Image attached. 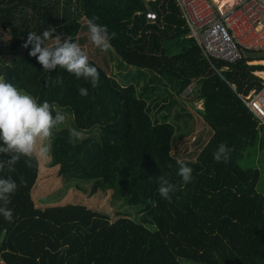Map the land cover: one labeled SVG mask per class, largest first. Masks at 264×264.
<instances>
[{
  "label": "trees",
  "instance_id": "1",
  "mask_svg": "<svg viewBox=\"0 0 264 264\" xmlns=\"http://www.w3.org/2000/svg\"><path fill=\"white\" fill-rule=\"evenodd\" d=\"M149 9L153 20L146 18ZM94 17L116 33L107 51L90 39L87 22ZM75 21L81 24L74 42L109 69V83L122 102L112 120L88 129L76 127L66 107L49 103L53 117H66L52 130L49 154V166L60 165L66 188L87 197L111 189V207L162 234L163 243L142 248L139 264H264V173L253 160L264 149L263 126L238 95L262 85L254 71H264V64L249 60L264 59V49L245 48L235 61L205 57L175 0H0V35L13 51L8 61L0 55V79L37 98L45 70L29 55L32 45L23 46L28 33L52 30L48 45L60 35L64 40L65 28ZM109 57L124 69L137 68L114 70ZM139 67L152 70L150 77ZM156 81L168 91L162 100ZM191 82L202 106L196 112L210 135L205 142L196 136V149L178 157L174 144L194 130L195 119L178 97ZM70 130L84 139H71ZM220 143L232 149L227 163L213 158ZM6 159L0 154V161ZM26 159L14 171L0 172L18 185L8 205L12 221L0 215L5 264H106L109 216L82 204L37 205L32 188L38 175L36 186L47 187H41L45 169L38 174V158L30 167ZM177 160L192 168L190 183L177 174ZM160 176L175 185L170 199L157 191Z\"/></svg>",
  "mask_w": 264,
  "mask_h": 264
},
{
  "label": "rangeland",
  "instance_id": "2",
  "mask_svg": "<svg viewBox=\"0 0 264 264\" xmlns=\"http://www.w3.org/2000/svg\"><path fill=\"white\" fill-rule=\"evenodd\" d=\"M80 24V21H75L69 24L65 28L67 37L60 42H64L67 39L74 42ZM59 38L61 39L62 35H60ZM50 42L51 43L47 45L49 47L57 43V38ZM6 45V38L0 35V55L4 60L8 61L13 54V51H8ZM19 49H17L18 52ZM254 60H257L252 61L254 63H264V61H260L264 59ZM88 61L92 66L96 67L99 72V84L97 87L93 88L89 81L83 78L77 79L73 74L68 73L66 70L57 68L50 73L45 71L44 75L41 77L42 85L36 98L38 103L47 101L48 103H52L57 109H59L58 107H66L68 109V112H66L68 118L73 120L76 127L81 129H88L93 124L99 123L100 121L112 120L110 117H115L117 115L120 102H122V97H120L119 92L109 83V69L102 67L92 58H88ZM109 66L117 71L120 69L128 71L130 68H137L131 66L124 69L117 64L116 58L111 57H109ZM140 69L148 72L149 76L146 78H149L152 74V70L150 69ZM57 76L62 77V83L53 86L51 81L55 80ZM259 76L264 81V78L261 75ZM140 80L141 77L136 80L137 86ZM158 84L160 85L158 89V93L160 94H158L157 97L162 100V96L166 95L168 91H163L164 84L162 81L158 82ZM80 87H85L89 90L88 97H82L79 95L78 89ZM165 87L168 90V86L166 85ZM185 89L186 90L181 92L178 97L180 98L182 105L192 113L195 123L191 135L181 141H176L174 144L173 152H176L178 157H185L189 152L196 149L197 146L194 143L196 136L199 137L202 142H205L210 135L208 125L202 121L201 117L196 112V109H201L202 106L201 101L196 97L195 92L192 90L194 89V82H191ZM156 93H154V95H156ZM37 158L38 174L41 167L45 169L41 187L47 184V187L42 189H40L39 185L36 186L40 179L39 175L37 176L38 180L36 179L32 188V197L37 205H63L68 203L82 204L87 208H91L109 216L113 229L111 246L105 261L106 264H139L141 250L145 245L161 244L164 242L162 234L157 229L152 230L146 225L136 223L129 214L118 212L111 207L109 204L111 189H108L106 193L99 189L95 194L87 197L80 189H77L74 186L66 188L59 172L60 165L56 164L54 166H49L51 160L49 154L46 157ZM43 158L45 159V163H43ZM255 159L256 162H259L258 164H260L262 168L261 171L264 173V149L261 153L259 152L257 154L256 158H253V160ZM49 168L54 170L53 174H51L50 171H47ZM34 189H36V195H34ZM59 191H61V194ZM132 224L136 225V227H133ZM187 261H189V264H202L192 260Z\"/></svg>",
  "mask_w": 264,
  "mask_h": 264
},
{
  "label": "clouds",
  "instance_id": "3",
  "mask_svg": "<svg viewBox=\"0 0 264 264\" xmlns=\"http://www.w3.org/2000/svg\"><path fill=\"white\" fill-rule=\"evenodd\" d=\"M97 20L98 17H94L87 22L90 39L97 48L107 51L112 47L110 41L115 38L116 33H110L108 27L97 23ZM52 38L53 32L50 29L44 30L42 35L29 32L23 46L27 48L32 45L29 55L35 57L45 71L50 73L61 68L77 79L83 78L89 81L93 88L97 87L99 72L89 63L81 47L70 39L60 42L58 36L57 43L49 47L45 41ZM51 83L53 86L62 83V77L57 76ZM78 93L82 97L89 96V90L85 87H80ZM65 119V115L59 112L53 117L51 106L47 101L38 103L32 95L0 79V154L8 157L0 161V172L5 167L9 172L14 171V165L21 157L27 158L25 164L30 167L33 158L46 157L50 154L52 130L57 125L63 124ZM70 138L84 139L76 130H70ZM231 151L227 144L220 143L213 152V158L218 163H227ZM177 164L179 165L177 174L182 177V182L190 183L194 179L192 168L180 160H177ZM23 183L21 179V184ZM17 187L16 181L10 176L0 177V215L9 222L13 219V210L8 205ZM174 190L175 185L166 177H159L157 191L162 198L170 199V193Z\"/></svg>",
  "mask_w": 264,
  "mask_h": 264
},
{
  "label": "built area",
  "instance_id": "4",
  "mask_svg": "<svg viewBox=\"0 0 264 264\" xmlns=\"http://www.w3.org/2000/svg\"><path fill=\"white\" fill-rule=\"evenodd\" d=\"M200 51L205 57L228 61L241 57L243 49H264V0H175ZM153 20L155 12L146 11ZM250 61V60H249ZM241 100L264 127V82ZM0 264H5L0 256Z\"/></svg>",
  "mask_w": 264,
  "mask_h": 264
},
{
  "label": "water",
  "instance_id": "5",
  "mask_svg": "<svg viewBox=\"0 0 264 264\" xmlns=\"http://www.w3.org/2000/svg\"><path fill=\"white\" fill-rule=\"evenodd\" d=\"M261 135H262V139L264 140V127H262ZM3 235H4V230L0 234V240L3 238Z\"/></svg>",
  "mask_w": 264,
  "mask_h": 264
},
{
  "label": "crops",
  "instance_id": "6",
  "mask_svg": "<svg viewBox=\"0 0 264 264\" xmlns=\"http://www.w3.org/2000/svg\"><path fill=\"white\" fill-rule=\"evenodd\" d=\"M252 61H257V60H250L249 62H251V63H254V62H252ZM260 61H264V60H260ZM262 64H264V63H262ZM261 72H264L263 70H261ZM254 73H256V74H259L260 73V71L259 70H255L254 71ZM264 78V77H263ZM264 82V81H263ZM261 133V132H260ZM262 136V135H261Z\"/></svg>",
  "mask_w": 264,
  "mask_h": 264
},
{
  "label": "bare ground",
  "instance_id": "7",
  "mask_svg": "<svg viewBox=\"0 0 264 264\" xmlns=\"http://www.w3.org/2000/svg\"><path fill=\"white\" fill-rule=\"evenodd\" d=\"M208 58V57H207ZM259 75H261L262 77H264V72H261L259 73Z\"/></svg>",
  "mask_w": 264,
  "mask_h": 264
}]
</instances>
